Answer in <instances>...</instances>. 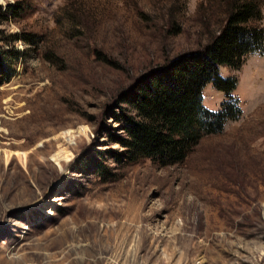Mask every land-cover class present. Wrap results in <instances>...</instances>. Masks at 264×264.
<instances>
[{"label": "rangeland", "instance_id": "1", "mask_svg": "<svg viewBox=\"0 0 264 264\" xmlns=\"http://www.w3.org/2000/svg\"><path fill=\"white\" fill-rule=\"evenodd\" d=\"M240 1L0 0V264H264V50L204 87L240 115L181 162L117 157L108 115Z\"/></svg>", "mask_w": 264, "mask_h": 264}, {"label": "trees", "instance_id": "2", "mask_svg": "<svg viewBox=\"0 0 264 264\" xmlns=\"http://www.w3.org/2000/svg\"><path fill=\"white\" fill-rule=\"evenodd\" d=\"M260 17L254 0L234 4L223 25L196 50L178 54L147 71L117 96L108 115L122 134L117 157L128 162L147 158L160 165L181 162L201 135L222 130L224 123L240 115L236 100L211 111L202 105L207 84L233 98L236 79L222 77L220 67L238 68L244 58L264 50V28L249 22ZM170 34L179 32L170 19Z\"/></svg>", "mask_w": 264, "mask_h": 264}]
</instances>
